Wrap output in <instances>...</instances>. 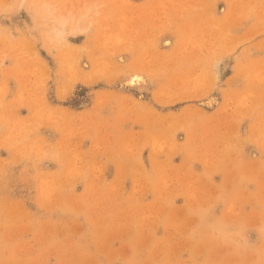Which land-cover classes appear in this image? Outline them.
<instances>
[{
  "label": "rangeland",
  "instance_id": "1",
  "mask_svg": "<svg viewBox=\"0 0 264 264\" xmlns=\"http://www.w3.org/2000/svg\"><path fill=\"white\" fill-rule=\"evenodd\" d=\"M0 264H264V0H0Z\"/></svg>",
  "mask_w": 264,
  "mask_h": 264
},
{
  "label": "bare ground",
  "instance_id": "2",
  "mask_svg": "<svg viewBox=\"0 0 264 264\" xmlns=\"http://www.w3.org/2000/svg\"><path fill=\"white\" fill-rule=\"evenodd\" d=\"M64 15H65V14H63V13L61 14V13H60V14H59V19H60V18L62 19V17H63ZM57 16H58V15H57ZM60 16H61V17H60ZM61 19H60V21H61ZM63 19H64V17H63ZM60 21H59V22H60ZM61 23L63 24V21H61L60 24H61ZM57 24H58V25H57ZM57 24H56V25H57V29H58V28H59L58 26H60V25H59V23H57ZM62 24H61V26H62ZM54 27H55V25H54ZM54 27H53V28H54ZM53 28H52V29H53ZM61 28H62V27H61ZM54 29H56V28H54ZM57 29H56V30H51V31H50V32H51V36H52V32H53V37L55 36V39H56L57 37H59L60 35H63V34H59V31L61 32V30L57 31ZM55 31H56V33L54 34ZM75 31H76V30H75ZM49 34H50V33H49ZM59 38H60V37H59ZM59 38H58L57 40L61 41V39H59ZM61 38H62V36H61ZM50 39L52 40V38H50ZM62 40H63V39H62ZM59 41H58V42H59ZM132 81H133V80H132ZM132 81H131V82H132Z\"/></svg>",
  "mask_w": 264,
  "mask_h": 264
}]
</instances>
